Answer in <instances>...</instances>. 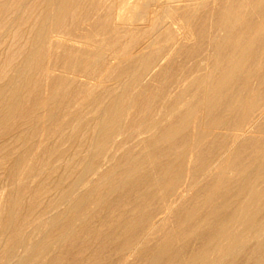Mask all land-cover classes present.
<instances>
[{
  "label": "bare ground",
  "instance_id": "obj_1",
  "mask_svg": "<svg viewBox=\"0 0 264 264\" xmlns=\"http://www.w3.org/2000/svg\"><path fill=\"white\" fill-rule=\"evenodd\" d=\"M0 264H264V0H0Z\"/></svg>",
  "mask_w": 264,
  "mask_h": 264
}]
</instances>
